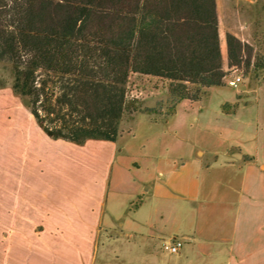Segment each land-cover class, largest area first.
Instances as JSON below:
<instances>
[{
  "label": "crops",
  "instance_id": "obj_1",
  "mask_svg": "<svg viewBox=\"0 0 264 264\" xmlns=\"http://www.w3.org/2000/svg\"><path fill=\"white\" fill-rule=\"evenodd\" d=\"M12 89L0 88V264H106L109 210L134 196L128 264H264V155L197 147L179 168L161 163L130 180L124 148L106 141L114 149L98 192L91 167L106 157L95 142L104 140L49 137ZM167 237L184 242L178 253L161 250Z\"/></svg>",
  "mask_w": 264,
  "mask_h": 264
},
{
  "label": "trees",
  "instance_id": "obj_2",
  "mask_svg": "<svg viewBox=\"0 0 264 264\" xmlns=\"http://www.w3.org/2000/svg\"><path fill=\"white\" fill-rule=\"evenodd\" d=\"M219 18L217 0H0V63L49 137L116 141L132 73L169 81V114L225 85L224 45L229 69L252 64L253 46L222 40Z\"/></svg>",
  "mask_w": 264,
  "mask_h": 264
},
{
  "label": "rangeland",
  "instance_id": "obj_3",
  "mask_svg": "<svg viewBox=\"0 0 264 264\" xmlns=\"http://www.w3.org/2000/svg\"><path fill=\"white\" fill-rule=\"evenodd\" d=\"M217 2L222 40L225 41L229 31L239 34L254 48L252 64L248 68L229 69L224 45V66L228 71L225 85L210 87L201 101H179L175 111L169 114L173 109L169 81L132 73L126 92L129 108L122 117L117 138L127 159L124 164L127 179L137 180L139 175H149L154 166L161 163L179 168L197 147L208 156L212 152L264 155V69H257L253 63L264 61V0ZM12 70L9 63H0V78L9 85L12 84ZM235 74L242 81L237 86L229 85L227 79ZM133 106L138 110L131 112ZM148 108L155 112L141 111ZM95 142L105 145L101 151L106 157L98 153L94 156L96 162L102 163L101 167H91L96 180L93 189L100 192L102 183L97 178L107 168V158L113 155L114 147L110 146L111 142ZM138 202L139 198L134 196L129 203L109 210L112 225L102 233L99 244V259H106V264H128L133 260ZM171 239L167 237L160 241L162 251L169 252L162 245Z\"/></svg>",
  "mask_w": 264,
  "mask_h": 264
},
{
  "label": "built area",
  "instance_id": "obj_4",
  "mask_svg": "<svg viewBox=\"0 0 264 264\" xmlns=\"http://www.w3.org/2000/svg\"><path fill=\"white\" fill-rule=\"evenodd\" d=\"M241 81V77L238 74L232 75L227 79L228 84L232 86H237ZM183 245L184 242L182 240L172 238L171 240L165 241L162 246L171 253H178Z\"/></svg>",
  "mask_w": 264,
  "mask_h": 264
},
{
  "label": "water",
  "instance_id": "obj_5",
  "mask_svg": "<svg viewBox=\"0 0 264 264\" xmlns=\"http://www.w3.org/2000/svg\"><path fill=\"white\" fill-rule=\"evenodd\" d=\"M24 102L25 104H27L28 106L31 105V100L28 97L24 98Z\"/></svg>",
  "mask_w": 264,
  "mask_h": 264
}]
</instances>
